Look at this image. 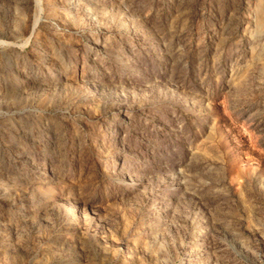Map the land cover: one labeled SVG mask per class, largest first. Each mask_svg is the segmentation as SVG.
<instances>
[{"label": "rangeland", "instance_id": "obj_1", "mask_svg": "<svg viewBox=\"0 0 264 264\" xmlns=\"http://www.w3.org/2000/svg\"><path fill=\"white\" fill-rule=\"evenodd\" d=\"M0 264H264V0H0Z\"/></svg>", "mask_w": 264, "mask_h": 264}, {"label": "bare ground", "instance_id": "obj_2", "mask_svg": "<svg viewBox=\"0 0 264 264\" xmlns=\"http://www.w3.org/2000/svg\"><path fill=\"white\" fill-rule=\"evenodd\" d=\"M234 93V92H233ZM229 95H230V93H229ZM233 96V95H232ZM236 96V95H235ZM235 96H233V97H235ZM228 97V96H227ZM230 97V96H229ZM237 97V96H236ZM228 99V98H227ZM233 99V98H232ZM234 100V99H233ZM230 101V100H229Z\"/></svg>", "mask_w": 264, "mask_h": 264}]
</instances>
